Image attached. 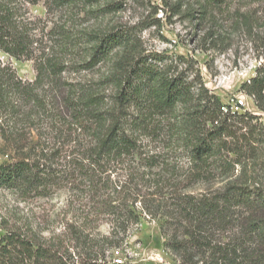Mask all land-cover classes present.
<instances>
[{
  "label": "trees",
  "instance_id": "16d2710c",
  "mask_svg": "<svg viewBox=\"0 0 264 264\" xmlns=\"http://www.w3.org/2000/svg\"><path fill=\"white\" fill-rule=\"evenodd\" d=\"M162 1L171 17L179 14ZM39 3L53 19L20 14ZM75 7L76 16H57ZM117 9L109 0H0V54L31 62L35 73L23 81L0 61V190L23 202L62 188L77 198L70 239L45 242L28 227L0 225V264H106L107 249L144 217L160 221L172 264H264L260 117L223 105L192 58L146 53L135 27L76 23ZM108 61L92 86L82 78ZM106 87L109 107L99 93ZM240 92L264 113V59ZM195 186L203 188L193 193ZM99 221L109 225L102 246L89 227Z\"/></svg>",
  "mask_w": 264,
  "mask_h": 264
},
{
  "label": "rangeland",
  "instance_id": "374dc122",
  "mask_svg": "<svg viewBox=\"0 0 264 264\" xmlns=\"http://www.w3.org/2000/svg\"><path fill=\"white\" fill-rule=\"evenodd\" d=\"M109 2L118 4L119 9L97 21L81 14L76 23L82 24L81 27L89 31L135 27L146 53L165 51L168 56L192 58L206 88L215 94L223 105L233 112H253L260 117L264 125V113L254 107L251 98L240 92L241 84L253 77L256 67L264 59V0H226L221 5L200 0H170L171 6L179 8V14L173 17L172 11L164 6L162 0ZM20 7V14L39 19L42 23L54 18V15L46 14L42 3ZM161 7L163 11L158 12ZM76 9L77 7L73 8L70 15L62 12L57 16H76ZM199 16L203 17L200 19ZM65 20L66 27L73 25L68 17ZM156 20L159 23L152 26ZM74 54L70 57L78 58L76 55H80L81 51H74ZM0 61L9 64L19 79L34 80L35 73L31 62L17 61L2 54ZM109 65L110 61L104 62L81 76L92 86L107 75ZM99 91L107 103L106 107H109L113 90L106 87L105 90ZM239 103L243 109L237 107ZM157 145L152 143L150 147ZM2 157L0 155V162L5 159ZM181 162L185 160L181 159ZM202 188L195 186L190 190L197 193ZM82 194L77 197H84ZM73 199L77 200L76 194L66 188L58 189L49 198L28 202L21 201L11 192L0 190V225L28 227L45 242L54 240L57 236H61L63 241L70 239L72 227L67 225H71L76 216L71 209L76 206V201L71 203ZM93 223L89 224V227L93 229L94 242L102 246L101 237L108 232L109 225L99 221L95 227ZM76 226L78 225L75 224ZM159 228V220L142 218L138 225L130 229L126 241L118 248L107 249L103 261L106 264H113L114 260H120L121 264H172L169 256L163 251V238ZM3 233L4 230L0 229V236Z\"/></svg>",
  "mask_w": 264,
  "mask_h": 264
},
{
  "label": "built area",
  "instance_id": "2783aa9c",
  "mask_svg": "<svg viewBox=\"0 0 264 264\" xmlns=\"http://www.w3.org/2000/svg\"><path fill=\"white\" fill-rule=\"evenodd\" d=\"M242 105H241V103H239V106L237 105V107H240V108H242L241 107ZM225 110V109H224ZM226 111V110H225ZM122 262L120 261V260H114L113 261V264H121Z\"/></svg>",
  "mask_w": 264,
  "mask_h": 264
}]
</instances>
